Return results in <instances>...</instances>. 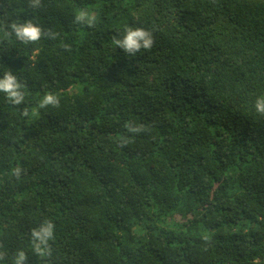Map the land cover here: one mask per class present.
Instances as JSON below:
<instances>
[{
    "label": "trees",
    "instance_id": "16d2710c",
    "mask_svg": "<svg viewBox=\"0 0 264 264\" xmlns=\"http://www.w3.org/2000/svg\"><path fill=\"white\" fill-rule=\"evenodd\" d=\"M0 5L57 34L0 31V78L26 86L21 106L0 94V264L20 250L27 264H264V0ZM84 8L94 27L74 23ZM126 27L154 46L124 54ZM46 93L59 107H37ZM45 220L52 253L38 257Z\"/></svg>",
    "mask_w": 264,
    "mask_h": 264
},
{
    "label": "clouds",
    "instance_id": "9594fccd",
    "mask_svg": "<svg viewBox=\"0 0 264 264\" xmlns=\"http://www.w3.org/2000/svg\"><path fill=\"white\" fill-rule=\"evenodd\" d=\"M8 5V4H7ZM29 6L32 9H37L41 6V0H29ZM10 7V5H8ZM0 31L5 38H14L17 42L23 45H33L38 43L42 38L56 39V33L48 30L47 33L31 20L24 22L9 21L7 17V9L0 5ZM97 15L88 8L80 9L75 12L74 23L85 25L89 28L94 27L97 22ZM114 45L121 49L124 54L135 56L142 49L149 50L154 46L153 33L140 27H126L124 35L120 38H114ZM67 47V46H66ZM25 85L21 83L13 74L12 70L5 71L0 78V94H3L7 102L13 106H21L25 102ZM60 100L53 93H46L40 99L37 107L46 109L48 107H59ZM257 114L264 115V97L257 98L254 104ZM24 117L29 116L27 109L21 113ZM34 114V113H33ZM125 128L129 133H139L143 131L142 126H133L132 122H127ZM121 146L127 144V137L120 141ZM13 174L19 178L21 169L17 166ZM55 224L51 220H45L38 228L31 231V247L34 255L38 257L50 256L52 248L50 242L54 241ZM202 239L207 242L211 237L207 234L202 236ZM6 253L0 251V261L5 259ZM29 257L26 252L20 250L13 256V264H27Z\"/></svg>",
    "mask_w": 264,
    "mask_h": 264
}]
</instances>
